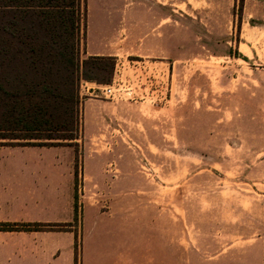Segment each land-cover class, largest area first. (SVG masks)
<instances>
[{"label": "rangeland", "instance_id": "374dc122", "mask_svg": "<svg viewBox=\"0 0 264 264\" xmlns=\"http://www.w3.org/2000/svg\"><path fill=\"white\" fill-rule=\"evenodd\" d=\"M89 1L93 24L108 14L121 23L134 5L162 14L166 24L150 36H121L112 80L120 74L138 79L135 93L106 96L98 88L105 83L81 74L77 137L22 140L60 141L71 149L75 224L83 204L84 221L105 218L84 202L106 209L109 188L164 187L165 171L173 186H211V176L203 174L259 167L223 163V157L264 155V0ZM85 3L81 59L87 57ZM109 37L89 33L95 44ZM133 60H139L135 69ZM44 199L54 201L59 216L68 213L64 194Z\"/></svg>", "mask_w": 264, "mask_h": 264}, {"label": "crops", "instance_id": "0c3cea01", "mask_svg": "<svg viewBox=\"0 0 264 264\" xmlns=\"http://www.w3.org/2000/svg\"><path fill=\"white\" fill-rule=\"evenodd\" d=\"M85 2L87 57L115 56L125 33L150 36L166 24L162 14L139 5L121 23L108 14L93 24ZM91 28L110 37L95 44ZM18 141L0 139V264H264V155L223 157V163L259 167L203 174L211 176V186H173L165 171L164 187L109 188L106 209L84 202L106 219L84 221L83 204L75 224L71 149ZM49 193L67 197L65 216L44 199ZM37 222L70 224L21 226ZM7 223L18 226L3 227Z\"/></svg>", "mask_w": 264, "mask_h": 264}, {"label": "trees", "instance_id": "16d2710c", "mask_svg": "<svg viewBox=\"0 0 264 264\" xmlns=\"http://www.w3.org/2000/svg\"><path fill=\"white\" fill-rule=\"evenodd\" d=\"M81 15V0H0V139L77 137L80 75L108 83L115 68L114 56L80 58ZM69 224L21 226L63 228Z\"/></svg>", "mask_w": 264, "mask_h": 264}, {"label": "built area", "instance_id": "2783aa9c", "mask_svg": "<svg viewBox=\"0 0 264 264\" xmlns=\"http://www.w3.org/2000/svg\"><path fill=\"white\" fill-rule=\"evenodd\" d=\"M136 62H139V60H133L134 69L136 66L135 65ZM117 66H118V63L116 64V71H119L117 69ZM139 84L140 82L138 79H135L134 81L126 80V78L122 74H120V78H117L116 76L113 78L111 83L100 84L98 85V88H100L106 96L116 97L118 90L121 91L122 89L127 90L128 93L132 95L133 93L136 92V88L140 87ZM81 85L83 86V83ZM90 88H93V87H88L89 90Z\"/></svg>", "mask_w": 264, "mask_h": 264}]
</instances>
